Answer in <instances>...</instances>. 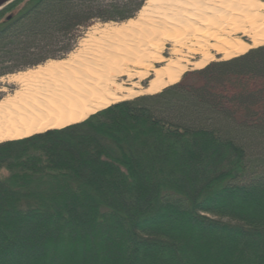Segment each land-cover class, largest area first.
Returning <instances> with one entry per match:
<instances>
[{
  "label": "trees",
  "instance_id": "obj_1",
  "mask_svg": "<svg viewBox=\"0 0 264 264\" xmlns=\"http://www.w3.org/2000/svg\"><path fill=\"white\" fill-rule=\"evenodd\" d=\"M104 2L6 5L0 76L63 57L57 36L145 0ZM0 264H264V45L0 142Z\"/></svg>",
  "mask_w": 264,
  "mask_h": 264
},
{
  "label": "bare ground",
  "instance_id": "obj_2",
  "mask_svg": "<svg viewBox=\"0 0 264 264\" xmlns=\"http://www.w3.org/2000/svg\"><path fill=\"white\" fill-rule=\"evenodd\" d=\"M225 17L235 22L224 23ZM205 28L217 31L202 43L199 31ZM172 32L181 34L174 36L167 58L165 37ZM190 36L200 40L189 43ZM261 45L264 0H146L137 17L92 27L67 58L9 74L18 88L0 99V142L81 122L142 91L158 93L180 81L189 66L205 67L213 59L211 49L230 58ZM198 53L204 58L194 62Z\"/></svg>",
  "mask_w": 264,
  "mask_h": 264
},
{
  "label": "rangeland",
  "instance_id": "obj_3",
  "mask_svg": "<svg viewBox=\"0 0 264 264\" xmlns=\"http://www.w3.org/2000/svg\"><path fill=\"white\" fill-rule=\"evenodd\" d=\"M105 2L104 3H107V2H111V1H123V0H104ZM146 2V0H145ZM144 2V4H145ZM143 7V6H142ZM140 11V10H139ZM139 11L136 13V15L134 17H137L138 16V13ZM133 17V18H134ZM226 18V19H225ZM224 18V23H226V21H229V22H232L234 19H230V18H227L225 17ZM219 19H221V16L219 15ZM127 21V20H126ZM123 21H101L99 19H95V20H92L89 25L85 26V27H82V28H77L75 30H73L71 32V34H68V35H60V36H57L52 42H51V46L53 47V53H55L54 55H58V56H63V57H60V58H57V59H64V58H67L72 52H77V50L79 49L80 47V43L81 41L85 38L86 34L88 33V31L94 27V26H103L105 25L106 23H121ZM235 22V21H233ZM224 26V25H222ZM210 31H217L213 28H205L204 30H200L199 32L201 33L202 35V39H198V35L197 37H194V36H190L191 38L189 39H186L187 41H189V43H195L197 44L198 40H200L202 43H206V39L209 37H211L210 35ZM174 33V35L172 34ZM171 34H168L166 35V40H165V50L163 52L164 56L169 58L170 57V50H171V47H172V41H173V38L175 35H180L181 33L180 32H172ZM78 36V37H77ZM241 36V35H239ZM233 37H235L233 35ZM243 40L247 41L248 43H251V41L247 38V37H242ZM208 42V41H207ZM209 44H213L215 43L214 41H210L208 42ZM197 46V45H196ZM65 47H68V49H70V51L68 52H65L66 54L65 55H62L63 54V50L65 49ZM210 53L213 54V59L210 60L206 65H208L209 63L217 60L218 56L220 53H218L216 50L214 49H211ZM222 55V54H221ZM129 56H133V54H130ZM204 58V56L200 53L196 54L195 57L193 58L194 62H199L200 60H202ZM49 60H53V59H49ZM47 60V61H49ZM47 61L43 62L42 64L46 63ZM3 61H0V64L2 63ZM23 61H8L5 65H6V69L8 70H14L16 68H18L20 65H22ZM40 65V64H39ZM165 65V63L163 64H156L157 67H160V66H163ZM205 65V66H206ZM38 66V65H36ZM36 66L34 67H28L26 69H22V70H18V71H15V72H11V73H8L6 75H3V76H0V99H4V98H7L8 96H11L13 95V93L15 92V90L18 88V85L17 83L15 82H12L9 80L8 78V75L9 74H13V73H17V72H20V71H25V70H28L29 68H35ZM201 65H191L189 66L188 70H186L184 72V74L188 71H192V70H196V69H201ZM183 74V75H184ZM182 75V76H183ZM181 80V79H180ZM149 84V79L148 80H145L142 82V89L146 88ZM170 86V85H169ZM142 95H151V94H147L146 92L142 91V93H139L136 97L134 98H137L139 96H142ZM132 98V99H134ZM127 100H130V99H127ZM124 101V100H123ZM114 104V103H113ZM107 108V107H106ZM102 110V109H101ZM98 112V111H97ZM96 113V112H95ZM93 113V114H95ZM92 115V114H91ZM87 119V118H86ZM84 121V120H83ZM4 142V141H2ZM224 220H227V219H224Z\"/></svg>",
  "mask_w": 264,
  "mask_h": 264
},
{
  "label": "crops",
  "instance_id": "obj_4",
  "mask_svg": "<svg viewBox=\"0 0 264 264\" xmlns=\"http://www.w3.org/2000/svg\"><path fill=\"white\" fill-rule=\"evenodd\" d=\"M249 40H250V39H249ZM246 42H247V41H246ZM252 48H255V47H251L250 49H252ZM250 49H249V50H250ZM249 50H248V51H249ZM246 52H247V51H246ZM246 52H245V53H246ZM218 53H220V54H219L217 60H227V59H230V58H233V57H236V56H239V55L244 54V53H242V54H238V55H235V56H233V57H230V58H225L223 52H218ZM221 54H222V55H221ZM217 60H215V61H217Z\"/></svg>",
  "mask_w": 264,
  "mask_h": 264
},
{
  "label": "water",
  "instance_id": "obj_5",
  "mask_svg": "<svg viewBox=\"0 0 264 264\" xmlns=\"http://www.w3.org/2000/svg\"><path fill=\"white\" fill-rule=\"evenodd\" d=\"M13 1L14 0H0V10Z\"/></svg>",
  "mask_w": 264,
  "mask_h": 264
}]
</instances>
